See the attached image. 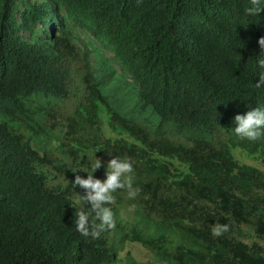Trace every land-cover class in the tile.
I'll list each match as a JSON object with an SVG mask.
<instances>
[{
  "label": "trees",
  "instance_id": "1",
  "mask_svg": "<svg viewBox=\"0 0 264 264\" xmlns=\"http://www.w3.org/2000/svg\"><path fill=\"white\" fill-rule=\"evenodd\" d=\"M249 6L0 0V264H120L127 242L167 264H264V172L232 153L264 158V136L253 142L235 133L236 115L264 108V88L255 87L264 11L246 16ZM67 100L78 103L75 121L88 116L94 126L106 106L114 130L136 143L106 140L97 154L83 155L66 142L73 121L53 156L39 140L52 139ZM191 131L207 137L189 138ZM104 152L133 163L140 194L115 193L116 227L92 239L76 230V211L94 214L72 182L76 175L106 179L107 163L92 167ZM165 159L188 172L174 174ZM121 209L131 220L121 219ZM222 224L229 231L213 237Z\"/></svg>",
  "mask_w": 264,
  "mask_h": 264
},
{
  "label": "clouds",
  "instance_id": "2",
  "mask_svg": "<svg viewBox=\"0 0 264 264\" xmlns=\"http://www.w3.org/2000/svg\"><path fill=\"white\" fill-rule=\"evenodd\" d=\"M250 6L245 8L246 16H258L264 11V0H249ZM260 54H264V37L259 38ZM261 69L259 82L255 83L257 89L264 88V56L257 61ZM236 124L235 133L241 139L257 141L264 136V108L256 107L244 115L234 117ZM102 166L98 158L93 164L94 172ZM133 163L128 158L114 157L107 163L106 179H97L93 174L87 178L75 176L72 182L75 187L83 189V200L90 205L92 217L85 211H76V230L84 237L99 239L101 233L113 230L116 227V216L113 205L116 203L115 193L125 192L128 200H135L140 194V189L134 187L132 173ZM228 224L216 225L212 228L213 237L223 236L229 231Z\"/></svg>",
  "mask_w": 264,
  "mask_h": 264
},
{
  "label": "rangeland",
  "instance_id": "3",
  "mask_svg": "<svg viewBox=\"0 0 264 264\" xmlns=\"http://www.w3.org/2000/svg\"><path fill=\"white\" fill-rule=\"evenodd\" d=\"M31 2H39L41 3L43 0H30ZM71 31L81 40L86 42L92 48L100 47L101 51L104 55L110 59L114 60L113 53L101 46L99 43L94 41L90 36H84L80 31L74 29L71 25H69ZM79 43V41H76ZM93 61H96L95 58H92ZM117 67V64L114 63ZM78 100V99H77ZM78 106V103L70 100L65 101L61 107L57 108V113L55 119L52 121L53 123H57L58 126L51 130L52 139L48 142L46 136L40 137V144L43 148H47L48 150L53 152V156L58 155L59 147L61 146V141L57 138L58 135L62 137H66V134L70 132L69 123L75 121L74 113L75 109ZM64 108V109H63ZM85 113V111L83 110ZM88 116H82V118L76 122V130L74 133H71L68 137H66V142L70 147H74L79 149L83 155H93L98 153V146L102 145L106 140H126L129 143H136L134 139L129 137L126 134L121 133L119 130H114L111 125V115L106 106L100 105L99 111V119L97 125H93L87 119ZM52 124V123H51ZM25 131V130H24ZM26 132V131H25ZM26 135L31 136L30 132H26ZM189 138L196 137H207L202 136L194 131L188 133ZM39 149V147H38ZM67 149V148H66ZM42 157H44L43 149H40ZM232 153L235 159L240 163L248 166L255 167L264 172V158L259 155H250L245 151L240 149H232ZM99 159L102 163H108L110 158L104 153L99 155ZM171 163V170L174 174H178L179 172L187 173L188 169L185 165L181 164L177 160H167ZM95 177V176H94ZM96 178V177H95ZM101 179L102 178H98ZM120 194V193H118ZM113 205L112 207H115ZM131 209H133L131 207ZM127 209H121V219L131 220V214H127ZM125 223V221H123ZM245 233L247 234L246 241L251 243L255 240L254 234L250 229H246ZM111 245L117 246V241L111 238ZM118 258L120 260V264L128 263L129 260L134 261L135 264H167L166 262H162L158 260L153 253L145 249L141 244L134 242H127L121 246L118 252Z\"/></svg>",
  "mask_w": 264,
  "mask_h": 264
}]
</instances>
